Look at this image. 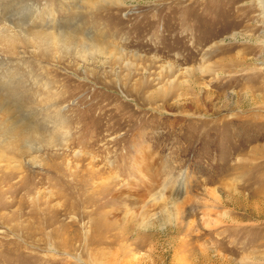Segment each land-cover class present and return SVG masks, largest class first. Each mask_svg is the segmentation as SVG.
<instances>
[{"label": "rangeland", "instance_id": "1", "mask_svg": "<svg viewBox=\"0 0 264 264\" xmlns=\"http://www.w3.org/2000/svg\"><path fill=\"white\" fill-rule=\"evenodd\" d=\"M8 1L15 8L3 15ZM0 4V27L26 22L37 7L40 22L49 19L60 31L74 35L54 54H46L29 37L18 38L25 56L10 57L9 65L0 63V72L9 70L25 79L0 81V106L16 107L8 93L12 87L39 91L42 99L33 103L38 112H30L28 106L24 108L28 111L18 110L17 118L42 122L51 111L41 107L56 103L70 130V149L50 146L43 138L36 141L40 150L16 158L22 161L26 178L15 198H24L23 212L34 204L51 207L63 200L58 194L62 186L46 179L56 175L47 163L61 164L64 174L59 178L71 183L70 196L79 199L81 212L89 211L92 206L83 208L86 195H94L96 189L78 183L90 180L89 154L96 155L102 177L119 173L125 197L129 189L139 192L136 197L141 195L149 187L147 181L155 190L163 188L164 197L171 200L167 182L174 179L182 185L173 220H162L161 207L146 192L141 196L146 207L130 200L124 206L106 207L118 214L119 224L106 234L94 228L99 214L77 216L75 221L74 212L64 210L65 203L51 207L60 210L52 213L60 220L56 226L68 227L53 245L44 234L22 238L8 229L18 201L1 207L0 264H264V0H0ZM98 31L106 36L107 45L128 52L123 59L110 48L81 56L72 47L88 42V35L100 38ZM13 63L22 66L15 70ZM124 75L133 78L129 88L139 93L125 94ZM36 77L44 83H36ZM143 86H148L145 92ZM35 95L27 94L26 101ZM62 129L53 135L58 138ZM6 151L0 144V178L16 183L22 173L13 169L15 162L6 168ZM82 186L81 195L77 189ZM8 198L12 199L0 198V203ZM65 200L66 206L72 201ZM150 213L156 214L155 221L145 228L142 218ZM119 230L124 240L113 242L112 235ZM5 239L18 241L5 245Z\"/></svg>", "mask_w": 264, "mask_h": 264}, {"label": "bare ground", "instance_id": "2", "mask_svg": "<svg viewBox=\"0 0 264 264\" xmlns=\"http://www.w3.org/2000/svg\"><path fill=\"white\" fill-rule=\"evenodd\" d=\"M10 4H12V3H10ZM10 4L8 1L2 7L1 11H2L3 15H6L9 11H12V9L15 8L13 6H15L16 4H13V5H10ZM39 14H41V12H39V10L36 7L35 10H33V13H31L30 18L26 22L21 21L22 23L20 24V23H14L12 21V22H9V24H6V25L0 27V63L5 62L4 66L9 65V63L11 61L8 62V59L10 57H12V58L13 57H19V59H20V58L25 56V54H26L25 51L20 50L18 47L20 44L19 43L20 40L18 38H22V39L27 38V37L31 38L35 43L39 44L38 46H43L45 48V53L47 52L46 54H49V53L54 54V53L60 52L59 49H61V47L66 48V45H68L67 40H70V37L72 35L71 34L72 31H64V30L60 31L61 29H59V27L56 24H52L49 19H47V20L44 19V22H40L39 18L41 16ZM22 24H25V27H23ZM36 28H38V29L36 30ZM97 33H98L100 38H96L94 36L92 37V35H88L85 37L88 42L83 43L81 47H78L77 45L72 46L71 44L72 43L74 44V41H72L71 44L69 43V45H71L72 47L77 49L80 52L81 56H86L87 54H90L92 56H94V55L96 56L98 54L105 53V50H108L109 48L111 50H114V51L117 50L119 52V58L118 59H123L124 56L128 53L124 48L116 47L115 44L114 45L113 44L107 45L105 43L106 42V36H104V33L99 32V31ZM72 36H74V35H72ZM78 40H79V38H78ZM103 41H105V42H103ZM69 47L70 46H68L67 48H69ZM111 52H113V51H111ZM33 53H34V51H33ZM131 55L133 57H138V54L136 52H132ZM18 63H19V61H18ZM21 63L24 64L23 62H21ZM22 64H17V65L14 64L12 67H14L15 70H18L20 68V66H22ZM8 69H10V68H8ZM200 70L203 71V69H200ZM7 71L8 72H6V70L0 72L1 83L2 82L3 83H10V82L12 83L11 80H13V78H18V77H19V79L23 80L22 82H24L25 79H23L22 76L17 77V76L11 75V71H9V70H7ZM124 76H123L122 80H123V83L125 84V86H124L125 94L129 95V96H134L135 93H139V89H137V90L135 89L133 91L129 88V87H131L129 83H131L133 78L129 75H126L125 78H124ZM39 78L40 77L35 78L37 81L36 83H39L40 81H42ZM18 83H20V82H18ZM40 83H44V82H40ZM132 83H133V81H132ZM132 85H134V84H132ZM3 86H6V84H4ZM147 87L148 86H143V90H144L143 92H145ZM12 88L8 91V93H10V95H12L14 97L13 100L16 103V107H14L13 104L11 105V103L10 104L2 103V105L0 106V113H1V115H0V137H4V139L2 141H0V144L2 145V148L5 149V151L7 150L5 153V157H7V159H8L6 168H9L13 164V162H15L13 169L19 173H22L20 179L16 183H10L9 180H4V178H2V179L0 178V198L12 197L11 200L8 198L9 199L8 201L6 200L4 203H0V208L6 207V206L10 207L16 201H18L20 204L17 207L16 211H14V213H11V214H13V216H12V219L9 220V222H11V223L8 224V229L10 231H15V232L17 231L18 233L21 234L22 238H26V237H28V238L33 237L34 238L35 236L44 234L47 238L46 241H50V243L52 245L55 243H58L57 237L59 235H57V234L64 231L65 227H66V230H68V227L67 226H65V227L64 226H56L57 222H59L60 220H59L57 215L52 214L53 211L56 209L54 208V210H52L51 207L56 206L58 208V207L62 206L63 203H65L64 206L66 208L64 207V210L67 213H73L74 212V214L76 216L74 214H72V215H73V217H76V218H74L75 221L78 218L82 219L84 217H87L88 215L86 216V214H90V215L99 214L100 216L99 215L98 216L100 218H98L97 221H95V220L93 221V223L95 222V225H94L95 230H99L100 233H103V234L104 233L105 234L110 233L114 229L118 228V226H119L118 219H117L118 214L114 210H110V209L106 210V207L111 206V205H112L111 207H113L114 205H121L123 203L126 204V201L129 202L128 200H130L131 203H135L138 205L141 204L142 206L146 207L147 201L145 202V200L142 198L143 195L146 196V194H144L146 192L152 193L151 197H150L151 200L153 202L158 203L159 206L161 207L162 220L171 221L174 219V217L176 216L177 207H178V205H177L178 197L180 196L181 191H182V187H181L182 185L180 186V184H178V182H177L178 180L175 181L174 179H170L167 182L171 186V189H170V191H171L170 193L172 195L171 200H168L167 198L164 197V189L163 188H160L159 190H155L153 188L154 186H153L152 182H147V181H145L144 184H146L149 187L147 189H145V192L142 191L141 195H138V197H136V194H139V192H134V191L129 189V191L127 192V195L125 197V195L123 194L125 184L123 183L122 178H120L119 173L118 172L110 173L107 177H102V175H101L102 172L100 171V168H98V166H96L95 160H97L96 159L97 157L94 154H89L90 155V162H89V174H90L89 177L90 178H88V179H90V180H80L78 182V183H82L84 185L89 183L91 186L95 187V189H96V191L93 192L94 195H91V196H89V194L86 195V201L85 202L88 204L90 203L91 205L85 204L86 206L83 208L86 210V209H89L90 206H92V208L89 211H84V213L81 212V210L79 208V207H81V204L79 201H77L79 199L73 200V197L75 198V196L72 195V198L70 196V191L72 190V189H70L71 183H67V181H65V179L59 178V176H61L60 173L64 171L61 164L59 165V163H57V164L56 163H50V164L47 163L46 165H48V167L51 168V170L53 172L52 175L56 174L55 175L56 180L54 178L55 176L51 177V175H50V177H46V179L51 183H55V181H56L57 183H59L62 186L61 190L58 188V190H59L58 194L61 198H63V200H59L57 202V204H53L51 207H50V204L44 205V206H41V205L37 206L34 204L28 213L23 212L24 209L21 206L25 205L24 204L25 203L24 198L20 197V199H18V200H16L15 198L19 194L18 192L21 190L20 188L21 187L24 188L23 184H24L26 178L23 175V166L21 165L22 161L20 162L19 160H16V158H19V157L21 159L24 158L28 154L29 150H33V149L40 150L41 147L38 146V142H36V141L37 140L43 141V138H45V141L48 142V145H50V146L58 147V145H59L62 148L70 149V147H71V145H70V130L68 129V126L65 124L66 121L64 119V116L60 112L62 110V108L58 107V109H57L58 104H56V103H48V104H46V106L41 107L42 109H46V110L51 111V113H49L46 118H43L42 122L40 120L38 121V119L32 120V119L23 118V117H22L23 119H18L17 118V113L19 112L18 110L23 109V111H28V109L24 110V108L28 107V106H29L30 112H32V113L36 112L37 113L40 108H38V106H36V104H33V103H35L37 99L41 100L42 95L39 93V91L26 93V90L19 91V90H17L18 88L16 90L12 89ZM14 88H15V86H14ZM45 88H46V86H45ZM6 90H8V89H6ZM130 91L132 94L130 93ZM133 92H135V93L133 94ZM30 93H36L35 98L33 100L31 98L29 101H26V95L27 94L29 95ZM45 94H46V98H47L49 93L45 92ZM9 97H11V96H9ZM168 97H170V96H168ZM26 103H29V104L26 105ZM23 111H21V112H23ZM60 128L61 129L63 128L62 129L63 132L60 135H58V138H56L53 135V133L59 132ZM1 129H3V130H1ZM42 129L48 130L49 133H47V134H50V135L44 137V135H46V134H44L42 132ZM79 152L80 151H75V155H78ZM8 153L13 155V158H14L13 160H11L12 157L9 156ZM35 159H36V157H34V160ZM69 164H70V161L68 160V167L67 168H69L71 170V167L69 166ZM108 164L111 165V167H113L112 161H109ZM119 169H121L120 166H119ZM5 171H7V170H5ZM112 172H114V171H112ZM3 173H6V172H3ZM11 173H12V175L14 174V172H11ZM11 173H6V174H11ZM63 174H64V172H63ZM2 176H4V175H2ZM41 181H42V178H41ZM173 181H175L176 185L172 184ZM81 190L77 189V192H79L82 195L81 192L85 191V187L82 186ZM50 191L53 194L54 190L51 189ZM74 192H76V191L75 190L72 191V194ZM29 193H30V191H29ZM8 195H10V196H8ZM65 198H69L70 200H72L67 206H66L67 202H65L66 201ZM123 206H124V204H123ZM56 211H60V210L57 209ZM119 211H120V209H119ZM144 211H146V210H144ZM144 213H146V212H144ZM44 214H46V215H44ZM155 215H156L155 213H153V214L150 213V215L147 218L144 216L142 218V225H144L145 228L146 227L151 228V226L153 225V221H155L154 220ZM0 216L2 217L3 215L0 213ZM77 216H79V217L77 218ZM23 217H25V218L22 219ZM42 217H44V218H42ZM14 219L16 221H14ZM64 225H67V224L64 223ZM68 225H71V224H68ZM50 227L52 229L48 230ZM124 236H125V234L121 230H119L116 234L114 233L112 235L113 242L116 241L118 243V241L120 242L121 240H124L123 239ZM37 239L39 241L45 240L44 238H37ZM18 240H19V238H18ZM18 240L13 241L12 239H10V240L5 239L4 244L5 245H12V243H15ZM38 240H37V242H38ZM209 250H210V248H209ZM203 251H205V249H203ZM201 253H202V251H201Z\"/></svg>", "mask_w": 264, "mask_h": 264}]
</instances>
